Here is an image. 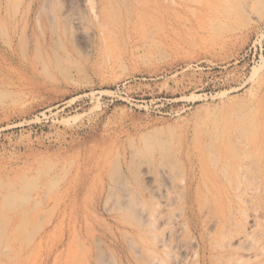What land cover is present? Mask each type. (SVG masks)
Instances as JSON below:
<instances>
[{"label": "rangeland", "instance_id": "obj_1", "mask_svg": "<svg viewBox=\"0 0 264 264\" xmlns=\"http://www.w3.org/2000/svg\"><path fill=\"white\" fill-rule=\"evenodd\" d=\"M0 264H264V0H0Z\"/></svg>", "mask_w": 264, "mask_h": 264}, {"label": "bare ground", "instance_id": "obj_2", "mask_svg": "<svg viewBox=\"0 0 264 264\" xmlns=\"http://www.w3.org/2000/svg\"><path fill=\"white\" fill-rule=\"evenodd\" d=\"M230 3H231V2H230ZM230 3H229V5H230ZM222 4H224V3H222ZM243 7H244V6H243ZM228 8H229V7H228ZM218 23H219V22H218ZM212 24H213V23H212ZM222 24H224V23H222ZM229 26H230V25H229ZM127 189H128V188H127ZM127 196H128V193H127ZM127 198H128V197H127ZM163 206H164V205H163ZM131 207H132V206H131ZM137 209H138V208H137ZM132 211H133V210H132ZM139 211H140V210H139ZM135 212H136V211H135ZM158 212H159V211H158ZM128 213H129V212H128ZM136 214H137V213H136ZM137 216H138V215H137ZM136 219H137V218H136ZM149 219H150V218H149ZM143 220L145 221V219H143ZM236 237H237V236H236ZM245 240H246V239H245ZM244 242H245V241H244ZM251 243H252V242L249 243V242L246 240L245 245L248 246V244H249V246H250V245H252ZM162 244H163V243H162ZM242 246H243V245H242ZM249 246H248V247H249ZM244 247H245V246H244ZM244 247H243V248H244ZM245 249H246V247H245ZM248 250H249V248H248Z\"/></svg>", "mask_w": 264, "mask_h": 264}]
</instances>
